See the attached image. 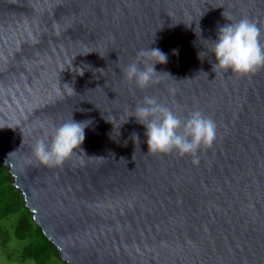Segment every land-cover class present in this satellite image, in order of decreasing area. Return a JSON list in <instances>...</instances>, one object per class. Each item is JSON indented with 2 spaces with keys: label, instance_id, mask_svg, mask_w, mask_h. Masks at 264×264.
<instances>
[{
  "label": "water",
  "instance_id": "95a60500",
  "mask_svg": "<svg viewBox=\"0 0 264 264\" xmlns=\"http://www.w3.org/2000/svg\"><path fill=\"white\" fill-rule=\"evenodd\" d=\"M245 17L264 33V0H0V158L67 264H264V70L198 57ZM149 47L172 78L141 90L122 69ZM145 97L215 120L198 166L148 154L128 119ZM72 116L91 121L83 153L40 166L36 141Z\"/></svg>",
  "mask_w": 264,
  "mask_h": 264
},
{
  "label": "clouds",
  "instance_id": "9594fccd",
  "mask_svg": "<svg viewBox=\"0 0 264 264\" xmlns=\"http://www.w3.org/2000/svg\"><path fill=\"white\" fill-rule=\"evenodd\" d=\"M226 19L229 23L219 27L216 39L210 40L211 47L207 51L199 52L198 57L203 60L211 54L215 58V72H230L231 75L241 78L264 70V33L260 26L246 17L235 22ZM174 54L178 55V50H174ZM167 63L166 53L159 48L149 47L140 50L137 61L129 63L122 72L130 84L134 83L137 88L144 90L158 84L161 75L171 77L169 73L156 71L157 64ZM80 75H83V70ZM69 86L65 84L66 88ZM70 90L73 91L71 86ZM131 117H135L146 129L148 154L176 153L181 157H191L193 165L198 166L201 150L212 149L217 141V123L200 110L181 116L171 108L159 104L154 98L145 97L143 103L135 106L128 119ZM90 124L91 121H76L72 116L70 120L53 126L50 140L45 137L36 141L32 150L33 158L42 167L62 168L75 155L83 153L85 130ZM133 139L138 142L139 135L133 133Z\"/></svg>",
  "mask_w": 264,
  "mask_h": 264
},
{
  "label": "trees",
  "instance_id": "16d2710c",
  "mask_svg": "<svg viewBox=\"0 0 264 264\" xmlns=\"http://www.w3.org/2000/svg\"><path fill=\"white\" fill-rule=\"evenodd\" d=\"M10 244L19 252L17 260L20 262L57 264V254L58 259L67 264L53 242L34 221L23 195L14 185L13 176L0 158V246L4 256L14 260V250H6Z\"/></svg>",
  "mask_w": 264,
  "mask_h": 264
},
{
  "label": "rangeland",
  "instance_id": "374dc122",
  "mask_svg": "<svg viewBox=\"0 0 264 264\" xmlns=\"http://www.w3.org/2000/svg\"><path fill=\"white\" fill-rule=\"evenodd\" d=\"M6 250H7V251H12V250H14V252H15V259H14V260H9V259H7V258L4 256V254H3V249H2L1 246H0V264H34V263L30 262V261L25 262V263L18 261V260H17V257H18L19 252H18L17 250H15V249L12 247V244L8 245ZM60 257H61V256H60ZM55 260L57 261V264H64L63 262H61V261L58 259L57 254H56V256H55Z\"/></svg>",
  "mask_w": 264,
  "mask_h": 264
}]
</instances>
